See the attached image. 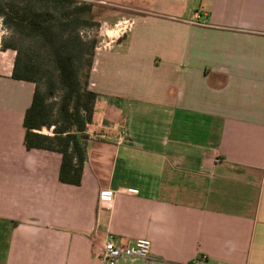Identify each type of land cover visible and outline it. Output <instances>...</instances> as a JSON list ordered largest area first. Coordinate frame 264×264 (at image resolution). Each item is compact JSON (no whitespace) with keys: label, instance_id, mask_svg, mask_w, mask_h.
Returning a JSON list of instances; mask_svg holds the SVG:
<instances>
[{"label":"crops","instance_id":"1","mask_svg":"<svg viewBox=\"0 0 264 264\" xmlns=\"http://www.w3.org/2000/svg\"><path fill=\"white\" fill-rule=\"evenodd\" d=\"M85 1L107 12L80 184L26 148L35 83L0 38V264H102L138 237L150 257L117 264H264V0Z\"/></svg>","mask_w":264,"mask_h":264},{"label":"trees","instance_id":"2","mask_svg":"<svg viewBox=\"0 0 264 264\" xmlns=\"http://www.w3.org/2000/svg\"><path fill=\"white\" fill-rule=\"evenodd\" d=\"M92 8L85 0H0V17L9 30L1 48L16 51L12 77L35 83L23 120L24 144L59 152V178L72 184L81 182L87 124L101 98L89 88L99 38L81 32L100 26Z\"/></svg>","mask_w":264,"mask_h":264},{"label":"built area","instance_id":"3","mask_svg":"<svg viewBox=\"0 0 264 264\" xmlns=\"http://www.w3.org/2000/svg\"><path fill=\"white\" fill-rule=\"evenodd\" d=\"M125 130L121 132L124 135ZM112 193L103 191L100 194L101 201L111 198ZM151 241L146 237H138L129 244H117L111 239H106L97 257L102 264H117L123 257H137L147 259L150 257Z\"/></svg>","mask_w":264,"mask_h":264},{"label":"rangeland","instance_id":"4","mask_svg":"<svg viewBox=\"0 0 264 264\" xmlns=\"http://www.w3.org/2000/svg\"><path fill=\"white\" fill-rule=\"evenodd\" d=\"M104 12H107V10L103 9L102 6H97V8L95 10L92 11V18L97 20L96 16H102L104 14ZM108 16H112L114 15L112 12H109L107 13ZM98 28L96 27H92V28H83L82 29V34L83 36L87 37V38H91L93 37L94 35H97V33H95V31L97 30ZM9 33V30L6 28V26L3 24L2 22V18L0 17V38H3L4 36H7ZM43 132L45 133H51V129H47L46 127L43 128Z\"/></svg>","mask_w":264,"mask_h":264}]
</instances>
